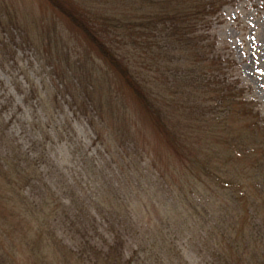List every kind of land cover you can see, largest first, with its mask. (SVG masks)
I'll list each match as a JSON object with an SVG mask.
<instances>
[{
	"label": "trees",
	"instance_id": "trees-1",
	"mask_svg": "<svg viewBox=\"0 0 264 264\" xmlns=\"http://www.w3.org/2000/svg\"><path fill=\"white\" fill-rule=\"evenodd\" d=\"M47 1L102 62H72L68 46L61 54L75 66L63 72L62 87L104 149L115 151L117 164L139 172L134 180L142 191L114 203L85 191L68 198L65 181L42 165L43 156L10 141L0 128V264H136L142 244L129 245L130 238L145 241L139 229L151 232L153 212L177 214L181 224L211 223L218 264H264L262 120L245 98L249 89L232 77L231 61L198 28L228 0H119V9L111 10L96 9L94 0ZM142 114L160 131L157 145L178 158L172 167L156 171L139 148L134 128ZM236 124L248 131L238 133ZM247 152L252 162L245 166L240 158ZM102 204L121 211L98 217L95 208ZM156 237L146 238L151 245L143 256L153 251L156 263L177 264L157 251L173 247Z\"/></svg>",
	"mask_w": 264,
	"mask_h": 264
},
{
	"label": "rangeland",
	"instance_id": "rangeland-1",
	"mask_svg": "<svg viewBox=\"0 0 264 264\" xmlns=\"http://www.w3.org/2000/svg\"><path fill=\"white\" fill-rule=\"evenodd\" d=\"M118 2L93 1L96 9L102 10L119 9ZM198 28L209 34L211 41L213 39L216 44L214 51L231 61L232 77L239 80L241 89L244 86L249 89L245 98L254 103L252 113L260 115L258 117L262 120L264 130V0H228L219 13L211 15L209 21L203 22ZM106 37L113 38L111 35ZM68 46L72 48L68 53L70 61H83L82 57H92L102 64L99 56L86 46L81 34L75 32L71 24L47 0H0V128H6V137L10 141L43 156L42 165L51 168L65 181L68 188L66 192L69 194L66 197L80 198L88 195L93 198L96 195L104 200L110 196L108 198L112 197L114 203L115 198L128 197L125 194L132 192L130 197L135 199L142 191L138 181L134 180L139 172L132 164H117L115 151L110 154L104 149L88 123V118L77 112L68 91L62 87L63 72L75 66V63L70 65L69 59L61 54L67 53ZM104 71H107L105 67ZM112 81V86L117 85L115 82L118 81ZM138 117L143 122L137 121L134 128L138 132L139 148L149 154L155 170L161 171L166 164L172 167L171 164L178 163V158L171 157L169 150L157 145V139H161L160 131L153 120L145 114ZM250 117L246 120L248 125ZM240 128L238 126V133L245 134L248 131L243 133ZM248 141L245 140L246 143ZM45 143L47 147H44ZM8 144L4 142L7 148ZM3 151L0 148V153ZM241 160L245 166L252 162L248 152L243 154ZM47 175L49 178L55 176L49 171ZM159 190V196L165 193V185ZM83 191L85 195L81 194ZM139 196L146 197L143 193ZM116 208L111 211L102 204L99 210H95L98 217L102 214L110 217L109 213L117 214L121 211ZM198 209H201V205ZM175 215L162 218L161 213L153 212V221L148 226L151 232L147 233L143 227H138L141 233H145V241L139 243L136 237H131L129 243L136 246L142 244V258H137L136 264H158L153 251L146 257L142 251L151 245L146 238L153 237V233L163 242V246H166V242L173 247L168 245L170 252L167 247L157 250L163 256L164 252L170 254L172 262L218 264V260L212 256L214 247L211 223L205 225L198 220V223L181 224L179 216ZM101 227L105 228L103 225ZM138 228L136 226L132 235L137 233ZM23 253L28 254V250L23 249ZM128 253L131 251L128 250Z\"/></svg>",
	"mask_w": 264,
	"mask_h": 264
}]
</instances>
